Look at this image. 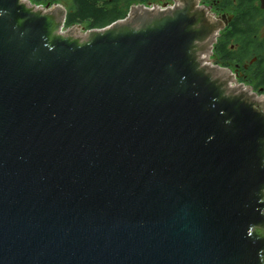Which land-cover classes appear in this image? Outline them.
<instances>
[{
	"label": "water",
	"instance_id": "1",
	"mask_svg": "<svg viewBox=\"0 0 264 264\" xmlns=\"http://www.w3.org/2000/svg\"><path fill=\"white\" fill-rule=\"evenodd\" d=\"M65 15L0 0V264H264V98L207 65L219 23Z\"/></svg>",
	"mask_w": 264,
	"mask_h": 264
},
{
	"label": "flooded vegetation",
	"instance_id": "2",
	"mask_svg": "<svg viewBox=\"0 0 264 264\" xmlns=\"http://www.w3.org/2000/svg\"><path fill=\"white\" fill-rule=\"evenodd\" d=\"M28 2L42 10L60 6L61 3H67L68 7L70 4L69 1L54 0ZM125 2L121 0L119 5L123 8L139 5L152 9L174 6V0ZM197 3L220 25L209 57L210 64L229 70L235 79L233 86L242 85L257 97L264 98V0H197Z\"/></svg>",
	"mask_w": 264,
	"mask_h": 264
},
{
	"label": "trees",
	"instance_id": "3",
	"mask_svg": "<svg viewBox=\"0 0 264 264\" xmlns=\"http://www.w3.org/2000/svg\"><path fill=\"white\" fill-rule=\"evenodd\" d=\"M37 1V0H36ZM69 1V7L65 15L64 29L80 25L85 30L102 29L115 21L127 16V6L119 5L121 0H54V2ZM125 4L133 1L125 0Z\"/></svg>",
	"mask_w": 264,
	"mask_h": 264
},
{
	"label": "rangeland",
	"instance_id": "4",
	"mask_svg": "<svg viewBox=\"0 0 264 264\" xmlns=\"http://www.w3.org/2000/svg\"><path fill=\"white\" fill-rule=\"evenodd\" d=\"M28 1V0H27ZM30 5V4H29ZM60 6H62L64 9H66L68 7V4L67 3H61ZM128 7V5H127ZM129 8V7H128ZM127 8V11H129V9ZM128 14V13H127ZM71 28V27H70ZM84 31H86L83 26H81V28L77 29V34H81L83 33ZM244 87V86H243Z\"/></svg>",
	"mask_w": 264,
	"mask_h": 264
},
{
	"label": "built area",
	"instance_id": "5",
	"mask_svg": "<svg viewBox=\"0 0 264 264\" xmlns=\"http://www.w3.org/2000/svg\"><path fill=\"white\" fill-rule=\"evenodd\" d=\"M25 1H27V0H25ZM65 30H66V29H64V27H63V28L61 29V32H65Z\"/></svg>",
	"mask_w": 264,
	"mask_h": 264
},
{
	"label": "bare ground",
	"instance_id": "6",
	"mask_svg": "<svg viewBox=\"0 0 264 264\" xmlns=\"http://www.w3.org/2000/svg\"><path fill=\"white\" fill-rule=\"evenodd\" d=\"M210 64V62L208 61L207 65Z\"/></svg>",
	"mask_w": 264,
	"mask_h": 264
}]
</instances>
